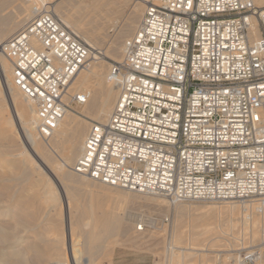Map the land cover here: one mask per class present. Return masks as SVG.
Wrapping results in <instances>:
<instances>
[{"label":"built area","instance_id":"obj_1","mask_svg":"<svg viewBox=\"0 0 264 264\" xmlns=\"http://www.w3.org/2000/svg\"><path fill=\"white\" fill-rule=\"evenodd\" d=\"M34 3L1 52L35 106L38 135L50 138L71 103L87 102L88 94L69 99L68 90L93 51L49 3ZM109 79L117 102L106 123L88 129L75 171L172 201H251L264 212V7L146 0ZM259 258L257 249L245 251L240 264Z\"/></svg>","mask_w":264,"mask_h":264},{"label":"rangeland","instance_id":"obj_2","mask_svg":"<svg viewBox=\"0 0 264 264\" xmlns=\"http://www.w3.org/2000/svg\"><path fill=\"white\" fill-rule=\"evenodd\" d=\"M1 1L3 3H1ZM5 1L7 4L4 3ZM34 1L35 0H0V24L9 22L10 19H13L12 17L15 15H22L21 12L23 10L26 11H23V13L30 14V6L33 5ZM36 1H39V3H49L51 1L52 3H50V6L56 5L58 8L60 7L59 9L61 11H65L70 17L72 16L73 18L75 16L77 18V15H79L80 17H78L77 20L80 22L79 25L82 28L81 32L83 34L81 32L80 33L82 35L79 33L77 34L72 26H68L65 23L64 24L91 46L93 51L91 55V57L93 56L91 61H99L101 58L107 60L106 69L107 72L110 71L114 61L108 58V56H110L109 49L112 43L117 41L119 36L118 32L119 30L121 31L123 27H125L126 23L124 20L131 14L132 9L134 6H136L137 0L119 1V5H123L115 17L117 21L116 25H118L119 28L118 30L116 29V32L113 31L110 33L107 32L109 26L105 32L103 30L100 31V29L98 30V28L96 29L95 23L90 21L92 19L90 18V14L89 19L85 13L86 11H90L91 8L94 7L93 5L96 3H100L101 0ZM75 7H77V10H75ZM84 8L87 9L85 12L81 10ZM20 9L23 10L20 11ZM70 11L74 14L75 12L78 13L77 15L75 14V16H73ZM144 11L145 6L143 13L141 14V18L144 14ZM82 14H85V17ZM73 18L72 21H74ZM141 18H139L137 22V27ZM136 26L133 32L127 38L131 37L135 33L137 29ZM84 28H86V30H84ZM124 42H126V40ZM124 42L123 45L125 44ZM122 56L123 52L118 58H116V60H121ZM85 70L86 69H84V71ZM17 90L19 89L17 88ZM20 97L24 98L22 94ZM70 105V110L72 114L76 116V118L79 120H85V122L90 121V126L91 123H94L92 118L83 112L85 109V104L71 103ZM10 111L12 112V108L10 105H8L4 94V88L0 83V118L4 117V119L7 120V118L10 116ZM14 123L13 128L9 123L6 124V129L4 128L0 131V150L5 149V151L8 153V155H6L7 157L2 153L0 154V174H4L7 170L9 164L8 159L13 160L14 158V161L18 163L19 167L21 164L24 165L25 163H29L28 159H25V155L23 153V151L27 149L26 143L22 139L20 128L17 125L18 123H16V120H14ZM89 124L88 129L90 128ZM35 134L38 137V140L41 141L42 138L37 134L36 131ZM57 141L62 142H60L62 145L57 142L58 145H60L59 148L61 147L59 150L64 149V146L67 144L66 140L64 141V138H60ZM29 151L30 153H33L31 150ZM46 151L48 152L47 154H52L51 156L55 160L57 158L56 161H52L53 165H57L59 162L57 153L49 150ZM39 156L40 157H35L38 163L41 164L42 170H34L30 180H17L13 181V183H7L10 185L9 187L6 183L0 181V211H3L5 214V217L0 219V224L4 226L7 231H9L10 239L8 241H22L16 245L14 249H7L9 254L8 258L10 257L9 260L12 263L52 264L61 260L62 262H65V264H76V262L78 264V261L76 260V257H78L80 263H83L85 258L91 259V262H89L90 264H240L242 253L257 249L260 253V258L256 264H264V225L261 224L258 233L253 232V215H261L264 212L260 213L257 210L251 211L249 208L245 210L246 212L243 211L244 215L241 211L239 213H235V227L233 231H230V233L234 232L232 234L237 237L235 240L232 238L233 235L229 236L233 239H231V241L217 239L215 238V235H208L207 237L202 236L199 239H194L191 236L192 231L196 230L197 227L206 220L208 221L210 218H212L213 221L209 220V222H214L216 218L218 219H216L217 221H220L221 218L223 220L224 218L220 216L225 215L226 209L231 207V205L241 206L242 208L244 204H252L251 201H172L163 195H155L159 196L160 199H164L165 201L167 200L165 203H156L150 200V198H152L149 197L151 194L146 195L137 191L110 186L79 175V177L85 179L86 184L90 183L92 185L88 186L83 183L82 185H78L76 188H74L72 190L73 192L71 191L69 194V196L71 195L72 199L71 208L78 206V211H81L73 216L71 221V233L68 234L70 225L68 213L69 210L66 201L68 199V192H66L64 184L62 186L58 179H56L50 172V170H52V164H49V162L46 161L41 155ZM75 172L73 173L74 175L78 173ZM47 177H51L53 182L52 184L55 186L54 188L58 192V200L60 199V201L51 206H48L45 203L43 197V191L45 188L44 182L47 181ZM253 205L255 206V204ZM91 206L96 210V214H101L103 210L109 206L110 208L113 206L116 208V210H118V212L121 213L136 215L140 214L139 216L144 217V219H147V221L145 220L143 222L142 228H139L140 223H142L140 218L128 223V225L125 223H120V226L118 224L113 226V228L111 227L110 223L104 224L98 228L99 231L103 233L101 238L95 239L92 241V244L82 243V245H78L79 240L85 241V238L81 236L82 233L85 234L91 228L90 224L88 223L89 218H85L88 216L83 217L84 211L87 208H89L87 210H90ZM47 214H49L48 217ZM149 217H152L153 220L155 219L156 221L152 223ZM37 223H39V225ZM177 224L179 227L177 231L179 241H174L176 233L175 225ZM36 225L38 226L36 227ZM179 230L181 231L180 233ZM16 236L17 238L21 236V238L16 240ZM238 238L244 239V241L238 240ZM44 241H48L49 243L52 242L51 244L55 245L56 247H48V244L45 246ZM33 242L35 243L33 244ZM38 244H43L42 248L45 249L44 251H46V259L43 261L42 259L38 261L36 255L33 253L34 251H31L33 250L31 247L35 246L34 248H36V245L38 246ZM1 247L2 243L0 242V250ZM77 247L81 248V254L77 253ZM183 252H185L187 256L184 259L178 261V257L183 254ZM20 260H25V263H22Z\"/></svg>","mask_w":264,"mask_h":264},{"label":"bare ground","instance_id":"obj_3","mask_svg":"<svg viewBox=\"0 0 264 264\" xmlns=\"http://www.w3.org/2000/svg\"><path fill=\"white\" fill-rule=\"evenodd\" d=\"M119 1L120 0H101L100 3H96L95 5H93L94 7L91 8L90 11H86L87 10L86 8H84L85 10L84 9H81V10H83V12L86 11L85 13L87 14L88 18H89V14H90V18H92L90 21H93L92 23H95L96 29L98 28V30L100 29V31L103 30L105 32V30L107 31V28L109 26V29L107 31L108 33L113 32V31L116 32L118 30L119 26L116 25L117 21H116L115 17L117 16V13H119L121 6H123L122 4H121V6L119 5ZM253 2L259 7H264V0H253ZM1 3H3V2L1 1ZM4 3H6V1ZM50 3H52V2L50 1L49 4ZM13 4H15V3H13ZM35 4L36 3H33V5L30 6V11H31L30 14L29 13L25 14V13H23V11H25V10L20 9V11L23 10L21 12L22 15L17 16L14 14L16 17L15 16L12 17L13 19H10L9 22H6V23L1 22L2 24H0V83L4 88V94H5V98L8 102V105H10L12 108V112L10 111L11 113H9L10 116L7 118V120L4 119V117L0 118V131L3 130L4 128L6 129V124H9V123H10V126L12 125L11 127L13 128L14 120H16V123H18L17 125L20 128V133H21L22 139L24 140V142L26 143V146H27V149H25L23 151V153L25 155V159H28V161H29V163H27V164L25 163L24 165L21 164L19 167L18 163L14 161V158H13V160L8 159V162H9V164L7 163L8 168L4 174L3 173L0 174V181L7 184L10 182L13 183V181H17V180H30L31 175H33L32 172H34V170H36V169H37L36 171L42 170L41 164L38 163V161L36 160V157L37 156L40 157L39 155H41L46 161L49 162V164H52L53 163L52 161H56L57 158L55 160L51 156L52 154L51 155L47 154L48 152L46 150L56 152L58 159H59L58 160L59 162L57 163V165L56 164L51 165L53 171L50 170V172L52 173V175L56 179H58V181L61 183L62 186L64 184V187L66 188V192H68V199L66 201H67V205H68V210H69L68 213H69V219H70V225H69V230H68V234H69V233H71V221L73 219V216L76 213L81 211V210L78 211V209H77L78 206H75V208H71V200L72 199H71V195L69 196V194L78 185H82L83 183L86 184L85 179H82L81 177H79V175L82 177L88 178L87 176H84L83 174L76 173L77 171L75 172L74 166H75V163L77 162V160L79 159V157L83 153L85 139H86V135H87L88 124L90 123V121L85 122V120H81V119L79 120L78 118H76V116H74L72 114V112L69 108L66 111V113H65V115H64V117L60 123V127H59V129H57L55 134L50 138H42L41 141H39L38 137L35 134V131L37 132V129H36L37 116H36L35 106L32 103V101L28 100L23 95V93L21 91L19 92V90H17L18 87H16L13 84V68H12L11 62L1 52V44L7 38L14 35L18 31H20L26 25V23L29 21V19L32 17V15L35 12ZM145 5H146V0H137L136 6H134V8L132 9L131 14L129 16H127V18L124 20L126 23L125 27H123L121 29V31L119 30L118 38L116 36L117 41H114V43H112V45L109 49V55L110 56H108V58L112 59L114 62L117 61L116 58H118L122 52L124 53L125 44L123 45V42L125 40L127 41L130 38V37L129 38H127V37L130 36V34L133 32L135 26L137 25L139 18H141V14L143 13ZM2 7H4V6H2ZM22 7H23V5H22ZM52 7H53V10L55 11V13L60 17V19L66 25L72 26V28H74V30L77 32V34L82 33L81 32L82 28L79 25L80 22L77 20L78 17H80L79 15H77L78 12H75V14L78 16L76 18L75 14L70 11L73 14V16H75L74 18L71 16L74 20V21H72V18L65 11H61L59 9L60 7L58 8L56 5H53ZM75 8H76L75 10H77V7H75ZM2 10H3V8H2ZM82 15H84V17H85V14H82ZM19 16H21V17H19ZM84 17H82V18H84ZM9 18H11V17H9ZM136 28H137V26H136ZM87 29H88V27H87ZM84 30H86V28H84ZM252 33H253V36H255V37L260 35V30L257 26L256 19H254L252 21ZM116 35H118V34H116ZM106 62H107V60H104L103 58L99 59V61H96V60L91 61L88 67L83 68L79 73H77V75L74 77L73 81L71 82L69 90H68L69 91V93H68L69 99H72L73 95H75L76 93L88 94L87 102L85 103V109L83 110V112H85L86 115H88L90 118H92L94 123H97V124H104L109 120L110 115L113 111V108H114V106L117 102L118 96H119V87H118L117 83L112 82L109 79V72H107V69H106ZM84 69H86V70L84 71ZM20 93L23 95L24 98H21L22 96L20 97V95H21ZM91 125H92V123H91ZM14 126H15V123H14ZM89 126H90V124H89ZM57 137L59 139L64 138V141L66 140V142H67L66 146L63 145L64 149H62V150H59L61 147L59 148L60 145H58L57 142L60 143L61 141H57V140H59ZM29 150L33 151V153H30ZM1 153L4 154L5 156L8 155V153L5 151V149L4 150L1 149L0 154ZM3 160H5V159H3ZM5 161H7V160H5ZM74 172L76 173L77 176L73 174ZM88 179H90V178H88ZM41 180H44V179H41ZM44 183H45V186H44L45 188H44V191L42 188V191H43V197H44L45 203L48 206H51V205L55 204L56 202L60 201V199L58 200V192L54 188L55 186H53V184H52L53 182H52L51 177H47V181H45ZM86 185L90 186L92 184L88 183ZM9 186L10 185H8V187ZM3 190H6V189H3ZM64 191H65V189H64ZM146 195H148V194H146ZM149 197H152V198H150V200L152 202H156V203H161V202L165 203L167 201V200L165 201L164 199H160L159 196H155V195H153V196L150 195ZM147 198H148V196H147ZM249 208L251 209V211H256V208L253 204H244L242 206V208H241V206H236V205L232 206L231 205V207L226 209L225 215L220 216V217L224 218L223 220L221 218L220 221H217L218 219L216 218L217 217L216 216L215 218L217 220L214 218L215 219L214 222H211L213 220H212V218H210L209 219V220H211L210 222H209V220L208 221L206 220L207 222L206 221L203 222L200 226L197 225L198 226L197 229L192 231L191 236L194 239H199L202 236L207 237L208 235H215V238H217V239H221V240H225V241H231V239L234 238V240H235V239H237V237L232 234L234 232L230 233V231H233L234 227H235V218H234L235 216L234 215L237 212L238 213L240 211L243 212ZM87 209H89V208H87ZM87 209L84 211L83 217L88 216L85 218H89L88 223L90 224L91 228L85 234L82 233L81 236H83L85 238V241L79 240L78 245H82V243L83 244L84 243L92 244V241H94L97 238H101L103 236V233L101 231H99L98 228L104 224L110 223L111 227L113 228V226H116L118 224L120 226V223H123V224L125 223L128 225V223L135 221L137 218H140L141 222H144L145 220L147 221V219H144V217L139 216L140 214L136 215V214L121 213V212H118V210H116V208H114L113 206L111 208L109 206L108 208L103 210L101 212V214H96L97 212L92 206L90 207V210H87ZM48 211H47V213H48ZM240 214H242V213H240ZM48 215L49 214H47V217H48ZM243 215H244V212H243ZM3 217H5V214L3 211H0V219H2ZM150 220L152 223L154 221H156L155 219L153 220L152 217L150 218ZM150 220H148V221H150ZM215 221H217V222H215ZM37 224L39 225V223H37ZM82 224H84V223H82ZM261 224L264 225V213L261 215L260 214L253 215V228H254L253 232L254 233L259 232V227L261 226ZM38 225H36V227ZM147 225H149V224H147ZM194 227H196V226H194ZM178 228H179L178 224L175 225L176 233H175L174 241L178 240V236H177ZM84 232H85V230H84ZM180 232L181 231L179 230V233ZM112 233H113V231H112ZM231 235H233L232 238L229 237ZM244 236H246V235H244ZM19 238H21V236L18 238L16 236V240ZM9 239H10L9 231H7V229L0 224V242L2 243V247L0 250V264H16V263H12L9 260L10 257L8 258L9 254H8L7 249H10V250L14 249V247L16 245H18L19 243H21L22 241H8ZM238 240L244 241V239H241V238L240 239L238 238ZM44 242H45V244H44L45 246L48 244V247H51V246L56 247L55 245L51 244L52 242L51 243H49L48 241H44ZM46 242H48V243H46ZM34 243L35 242H33V244ZM42 245L38 244V246L36 245V248H34L35 246H33V247L30 246L33 249L31 251H34L33 253L36 255L38 261L40 259H42V261L46 259V257H45L46 251H44L45 249L42 248L43 247ZM73 247H72V250H73ZM13 251H16V250H13ZM76 251L78 254L82 253V250L80 247H77ZM67 255H68V253H67ZM189 255H191V254H189ZM186 256H187V254L185 252H183V254H181L178 257V261L181 259H184ZM65 257H67V256H65ZM76 260L78 261V264H88L89 262H91V259H89V258H85V261L83 263L79 262L78 257H76ZM20 261L22 263L23 262L25 263V260H20ZM52 264H65V262H62L60 260V261H57L56 263H52ZM76 264H77V262H76Z\"/></svg>","mask_w":264,"mask_h":264}]
</instances>
